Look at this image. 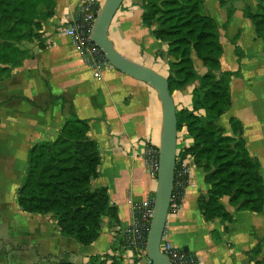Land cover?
I'll list each match as a JSON object with an SVG mask.
<instances>
[{
    "label": "crops",
    "instance_id": "0c3cea01",
    "mask_svg": "<svg viewBox=\"0 0 264 264\" xmlns=\"http://www.w3.org/2000/svg\"><path fill=\"white\" fill-rule=\"evenodd\" d=\"M83 0H54L53 15L38 30V36L20 43L26 56L0 80V264H55L72 261L108 264L111 258L122 264H148L135 258L114 231L132 220L133 202L154 196L156 179L147 171L142 153L147 143L159 144L162 106L153 88L110 64L99 76L63 32L77 14ZM104 0H99L102 4ZM219 30L223 53L222 71H237L229 82L230 107L218 123L231 135L229 118L239 120L241 137L249 155L259 161L264 181V41L243 10L255 9V0H203ZM233 8L230 20L227 10ZM136 0H123L107 35L125 57L167 76L169 56L157 55L166 45L149 35L141 22ZM234 42V43H233ZM235 46L241 55L237 56ZM227 54V55H226ZM199 75L206 70L193 56ZM193 84L174 90L177 109H191ZM178 104L179 107L178 108ZM70 111L88 121V136L98 146L100 162L90 188H105L117 219L103 216L101 231L89 245L63 236L52 213H28L17 204V190L25 174L28 149L36 142L53 140ZM193 142L186 126L177 130L180 155ZM189 183L180 206L169 208L162 237L173 246L193 253L201 264H254L264 254V208L261 212L238 210L228 196L219 198L231 215V222L219 218L205 221L198 197L210 188L201 167L187 158ZM225 226L227 229H225ZM214 231L219 240L211 235Z\"/></svg>",
    "mask_w": 264,
    "mask_h": 264
},
{
    "label": "trees",
    "instance_id": "16d2710c",
    "mask_svg": "<svg viewBox=\"0 0 264 264\" xmlns=\"http://www.w3.org/2000/svg\"><path fill=\"white\" fill-rule=\"evenodd\" d=\"M141 22L150 35L166 45L157 55L169 56L167 80L170 94L193 84L191 109L176 110L177 130L182 124L192 137L183 150L206 174L210 188L198 197V208L205 221L219 218L231 222V215L219 198L228 196L238 210L261 212L264 208V181L260 163L253 159L241 137L238 119L229 118L232 134L226 135L218 118L230 107L229 82L237 71H222L223 48L217 23L208 14L203 0H143ZM235 1V0H231ZM252 10H243L264 41V0H255ZM54 0H0V80L26 56L20 43L38 36L42 23L53 15ZM233 8L227 10L230 20ZM234 43V42H233ZM237 56L241 53L235 46ZM193 56L206 70L199 75ZM202 111V113H199ZM89 125L70 111L53 140L33 144L27 153L25 174L17 190V204L28 213H52L60 233L82 245H89L101 231L103 216L117 219L105 188H90L100 162L97 143L88 136ZM181 152V151H180ZM180 152H177L180 154ZM225 229L227 227L225 226ZM215 241L218 235L211 231ZM264 243L256 247L260 253ZM97 257L89 258L93 264ZM55 264H75L58 261ZM108 264H122L111 258ZM264 264V254L254 260Z\"/></svg>",
    "mask_w": 264,
    "mask_h": 264
},
{
    "label": "water",
    "instance_id": "95a60500",
    "mask_svg": "<svg viewBox=\"0 0 264 264\" xmlns=\"http://www.w3.org/2000/svg\"><path fill=\"white\" fill-rule=\"evenodd\" d=\"M123 0H104L91 31V40L104 53L108 63L119 71L145 82L153 88L162 106V126L159 138L158 170L153 201V213L147 234L145 251L151 264H171L161 252L160 244L169 210L177 149V118L167 76L122 55L107 35L109 25Z\"/></svg>",
    "mask_w": 264,
    "mask_h": 264
},
{
    "label": "built area",
    "instance_id": "2783aa9c",
    "mask_svg": "<svg viewBox=\"0 0 264 264\" xmlns=\"http://www.w3.org/2000/svg\"><path fill=\"white\" fill-rule=\"evenodd\" d=\"M98 1L83 0L77 7L76 17L68 27L63 29V32L71 37L76 48L93 70L95 77H98L99 71L109 64L104 53L91 40L93 23L101 6ZM158 156V145L147 143L142 157L148 173L154 179H156L158 170ZM187 158L193 159V156L191 154L181 156L176 152L174 178L169 204V208L173 210L178 209L180 206L185 189L189 183L190 165ZM153 201L154 196H150L143 201L133 202L131 206V222L114 231L123 246L133 252L135 258L144 257L148 259L145 246L153 213ZM160 250L169 259L171 264H201L193 253L173 246L163 237L161 238ZM148 262L151 261L148 259Z\"/></svg>",
    "mask_w": 264,
    "mask_h": 264
},
{
    "label": "rangeland",
    "instance_id": "374dc122",
    "mask_svg": "<svg viewBox=\"0 0 264 264\" xmlns=\"http://www.w3.org/2000/svg\"><path fill=\"white\" fill-rule=\"evenodd\" d=\"M136 3H137V4H139V3H142V4H143V3H145V2H144L143 0H136ZM139 7H140L141 10H142L141 4L139 5ZM148 30H149V29H148ZM149 35H150V32H149ZM150 36H151V35H150ZM151 37H152V36H151ZM152 38H153V37H152ZM163 52H164V51H163ZM158 53H161V52H158ZM226 55H227V54H226ZM263 76H264V75H263ZM178 108H180V107H179V104H178ZM180 109H181V108H180ZM199 113H202V111H200ZM182 126H184V124H182ZM182 126H181V127H182ZM181 127H180V128H181ZM179 151H180V150H179V146H177L176 152H179ZM145 259L147 260V263H148V264H151V262H148V259H147V258H145Z\"/></svg>",
    "mask_w": 264,
    "mask_h": 264
}]
</instances>
